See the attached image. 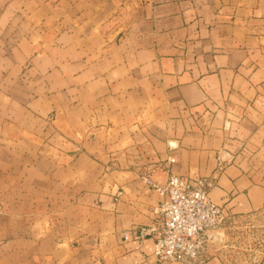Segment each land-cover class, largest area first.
I'll return each mask as SVG.
<instances>
[{"label":"crops","instance_id":"1","mask_svg":"<svg viewBox=\"0 0 264 264\" xmlns=\"http://www.w3.org/2000/svg\"><path fill=\"white\" fill-rule=\"evenodd\" d=\"M146 170L264 205V0H0L5 264H150Z\"/></svg>","mask_w":264,"mask_h":264},{"label":"built area","instance_id":"2","mask_svg":"<svg viewBox=\"0 0 264 264\" xmlns=\"http://www.w3.org/2000/svg\"><path fill=\"white\" fill-rule=\"evenodd\" d=\"M174 161L169 158L170 163ZM143 180L162 196L159 217L140 229L142 236L153 238L150 264H205L214 258L216 242L239 215L211 200L213 182L170 173L163 183H158L151 179L150 170L143 174ZM263 248L264 238L258 248L262 254Z\"/></svg>","mask_w":264,"mask_h":264},{"label":"rangeland","instance_id":"3","mask_svg":"<svg viewBox=\"0 0 264 264\" xmlns=\"http://www.w3.org/2000/svg\"><path fill=\"white\" fill-rule=\"evenodd\" d=\"M237 215L238 219L221 235L212 253L222 264H260L263 254L258 248L264 238V205ZM9 256L0 251V264H5L4 259Z\"/></svg>","mask_w":264,"mask_h":264}]
</instances>
